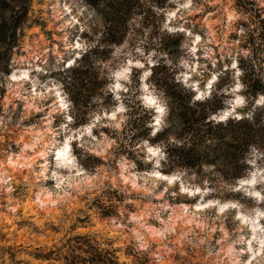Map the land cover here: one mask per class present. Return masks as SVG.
<instances>
[{
  "label": "clouds",
  "instance_id": "obj_1",
  "mask_svg": "<svg viewBox=\"0 0 264 264\" xmlns=\"http://www.w3.org/2000/svg\"><path fill=\"white\" fill-rule=\"evenodd\" d=\"M0 264H264V0H0Z\"/></svg>",
  "mask_w": 264,
  "mask_h": 264
}]
</instances>
